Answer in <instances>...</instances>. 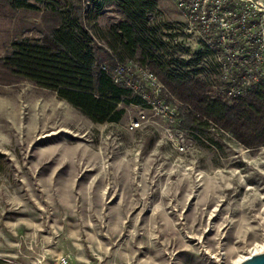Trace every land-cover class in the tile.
Returning a JSON list of instances; mask_svg holds the SVG:
<instances>
[{
    "label": "rangeland",
    "instance_id": "rangeland-1",
    "mask_svg": "<svg viewBox=\"0 0 264 264\" xmlns=\"http://www.w3.org/2000/svg\"><path fill=\"white\" fill-rule=\"evenodd\" d=\"M156 1L179 39L199 49L174 3ZM43 16L0 3V57L15 39L39 37ZM118 19L107 8L97 21ZM245 51L223 57L263 72ZM169 105V112L131 105L116 123H94L56 92L0 83V258L232 264L255 245L263 252L264 145L246 148L225 135L217 153L181 129L177 103Z\"/></svg>",
    "mask_w": 264,
    "mask_h": 264
},
{
    "label": "trees",
    "instance_id": "trees-1",
    "mask_svg": "<svg viewBox=\"0 0 264 264\" xmlns=\"http://www.w3.org/2000/svg\"><path fill=\"white\" fill-rule=\"evenodd\" d=\"M85 1L0 0L12 10L42 11L45 23L39 37L12 41L0 57V83L30 82L94 123H116L128 106L149 107L111 77L116 63L137 61L163 84L165 103H177L178 124L195 141L223 154L225 135L246 148L264 145V83L241 87L223 79L218 55L180 40L156 0ZM107 8L119 19L100 26ZM0 264L6 263L0 258Z\"/></svg>",
    "mask_w": 264,
    "mask_h": 264
},
{
    "label": "built area",
    "instance_id": "built-area-1",
    "mask_svg": "<svg viewBox=\"0 0 264 264\" xmlns=\"http://www.w3.org/2000/svg\"><path fill=\"white\" fill-rule=\"evenodd\" d=\"M170 1L185 18V27L196 31L200 43L218 55L223 79L238 81L241 87L249 86L251 82L264 83V71L250 74V69L245 66L247 59H241L238 64L236 57H223L250 49V53L264 65V0ZM102 69L107 70L108 67L102 65ZM236 69L240 70L238 74L234 73ZM110 73L114 82L124 83L144 100L148 108L170 111V105L163 97V84L146 67L128 61L116 63Z\"/></svg>",
    "mask_w": 264,
    "mask_h": 264
},
{
    "label": "water",
    "instance_id": "water-1",
    "mask_svg": "<svg viewBox=\"0 0 264 264\" xmlns=\"http://www.w3.org/2000/svg\"><path fill=\"white\" fill-rule=\"evenodd\" d=\"M237 264H264V252L248 255Z\"/></svg>",
    "mask_w": 264,
    "mask_h": 264
},
{
    "label": "bare ground",
    "instance_id": "bare-ground-1",
    "mask_svg": "<svg viewBox=\"0 0 264 264\" xmlns=\"http://www.w3.org/2000/svg\"><path fill=\"white\" fill-rule=\"evenodd\" d=\"M260 252H262L261 248H260L258 245H255V246L250 250V252L248 253V255H251V254H254V253H260ZM263 252H264V251H263ZM248 255H241V256H239L238 258H236V260H234V261L232 262V264H237V263L241 262V261H242L243 259H245L246 256H248Z\"/></svg>",
    "mask_w": 264,
    "mask_h": 264
}]
</instances>
